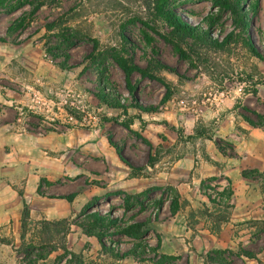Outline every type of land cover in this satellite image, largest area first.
<instances>
[{
  "label": "rangeland",
  "instance_id": "1",
  "mask_svg": "<svg viewBox=\"0 0 264 264\" xmlns=\"http://www.w3.org/2000/svg\"><path fill=\"white\" fill-rule=\"evenodd\" d=\"M216 1L0 0V36L9 41V45L0 43V125L9 120L8 112L13 115L15 135L31 136L41 143L39 169L56 181L50 185L43 180V192L53 197L78 193L81 208L74 219L52 222L31 220L30 216L25 221L24 211L30 212V208L24 202L19 240L7 231L0 237L5 241L0 240L2 244L13 247L18 264H29L28 260H32L30 264H118L122 260L118 255L139 241L157 245L159 234L151 225L184 219L194 237L189 247L196 258L190 264H204L208 254L225 250L251 251L264 264V173L245 170V180L239 181L223 174L213 176L203 181L192 200H183L171 186L163 189H172V193L123 192L124 183L118 178L123 170L108 164L111 153L116 154L109 137L143 171L158 161L172 164L201 150L202 157L210 159V147L220 151L218 143L224 156L234 158L238 155L231 138L220 133L227 116L238 131L235 143L249 142L243 129L247 126L257 129L253 147L258 150L263 145L264 59L253 54L250 42L264 56V0H223L222 5H215ZM37 2L43 6L31 15ZM240 8L250 17L247 31L240 26ZM21 17H26L25 24L9 36V27ZM177 18L201 30L195 34L186 31L177 26ZM53 23L58 25L49 32ZM67 38L73 45L68 47ZM14 39L24 43L14 45ZM94 41L99 43L96 53ZM64 52L71 55L68 62L62 57ZM116 54L154 77L134 72L130 85L139 101L155 111L134 107L125 73L113 59ZM65 63L74 68L64 70L61 65ZM102 92L119 99L122 108L100 102L96 95ZM143 113L149 123H144ZM245 117L260 126L252 127ZM150 154L156 159L153 165ZM223 180L228 188L218 191L220 201L212 200L210 185ZM175 194L179 210L173 216ZM141 195L139 202L134 199ZM127 196L133 197L129 204ZM87 207V214L113 215L121 226L145 222L146 236L139 240L107 236V249L95 237L101 253L111 254L108 258L75 252L68 241L72 226L87 236L86 231L93 228L92 219L83 214ZM62 221L67 224L53 227L51 233L45 231L44 223ZM29 245L43 246L46 259L28 258L25 249ZM84 245L82 251L92 250L90 242ZM154 255L147 251V257ZM184 258L172 264H189ZM133 260L127 264H140ZM236 261L259 264L256 259Z\"/></svg>",
  "mask_w": 264,
  "mask_h": 264
},
{
  "label": "crops",
  "instance_id": "2",
  "mask_svg": "<svg viewBox=\"0 0 264 264\" xmlns=\"http://www.w3.org/2000/svg\"><path fill=\"white\" fill-rule=\"evenodd\" d=\"M9 45V43H2ZM9 120L0 125V237L7 231L8 236L19 240L22 212L24 202L30 208L31 220L60 221L64 219H74L81 211L77 205L78 196L73 203L65 199H58L55 195L49 196L44 193L42 181L55 183V179L42 174L40 171V158L43 147L37 140L31 136H18L13 131L11 118L13 115L6 113ZM144 123H149L147 114H142ZM228 121H224L220 133L222 137L231 138L238 156L229 158L224 156L218 149L210 147V159L202 157L203 151L188 154L179 161L165 165L164 161H158L153 167L146 166L140 176L133 177V170L123 163L117 153H111L109 167L112 169H122L124 175H118L119 180L123 181L120 189L128 194H142L153 188L174 187L183 200H192L200 185L207 178L226 175L230 179L241 180L245 170L258 171L264 173V143L257 150L253 147V138L257 129H251L243 126L247 132L249 142L235 143L233 139L238 131L230 125V116ZM147 127H151L148 125ZM163 127L162 125L160 126ZM264 134V133H263ZM153 149L155 146L153 145ZM154 153V151H152ZM153 155V154H152ZM198 159V161H197ZM34 171V173H33ZM249 188V187H248ZM23 189V190H22ZM24 193V197L19 192ZM40 190V191H39ZM246 192V191H245ZM68 195V194H63ZM61 197V196H60ZM43 205V206H42ZM50 207V208H48ZM177 217V215H176ZM158 232L161 239V248L159 255L169 257H181L187 262H191L196 256L190 250L193 231L187 226V221L174 220L165 225H151ZM210 239L212 236L208 234ZM1 239V238H0ZM69 247L76 249L75 252H83L91 258H108L111 254L101 253L99 241L95 237H89L83 233L81 228L72 226L71 233L68 236ZM17 242V241H16ZM91 243V251L84 250V244ZM102 248V247H101ZM133 258L136 263L150 264L147 261L138 262L135 257L130 256L118 260V264H127L128 260ZM0 264H18L16 254L12 246L0 242ZM152 264V263H151Z\"/></svg>",
  "mask_w": 264,
  "mask_h": 264
},
{
  "label": "trees",
  "instance_id": "3",
  "mask_svg": "<svg viewBox=\"0 0 264 264\" xmlns=\"http://www.w3.org/2000/svg\"><path fill=\"white\" fill-rule=\"evenodd\" d=\"M222 4H224L223 0L216 1V3H215V5H222ZM32 6L33 7H32V10L30 13H31V15H35L40 10V8L43 6V2H37V4L34 3ZM239 19H240L241 28L243 30L247 31L251 26L249 14H247L245 11L242 10L240 12ZM26 20H27L26 17H21V18L15 20L12 23V25L9 27V33H10L9 36H14L15 32H17L23 26V24H25ZM176 22L178 24L177 25L178 27H180L186 31H189L191 33H194V34L198 33V31L201 30L200 26L194 27V26L190 25L189 23L183 21L180 18H177ZM57 25H58L57 23H53L52 25H50L48 27L47 30L50 32ZM203 34L207 35V32H204ZM64 41H65V39H64ZM0 42L8 43L9 41H8V39H5V38L0 36ZM12 43L14 45H21L24 42L22 40H19V39H14L12 41ZM66 43L68 44V47H69V46L73 45L74 42L71 38H67ZM94 46H95L94 47V53H96L97 50L99 49V43L97 41H94ZM250 47L252 49L253 54L256 57H258L261 60L264 59V56L258 50V48L254 45V43L250 42ZM62 57L65 59V62H68L71 59V55L69 52L62 53ZM113 59L116 62V64L118 65V67L125 73L127 84L130 87L129 90L133 96L134 107L139 109L140 111H143V112L155 111L156 109L154 107L145 106L144 104H142L139 101V99L135 96L134 89L130 85V80H131L134 72H139L143 77H145V78L150 77L151 79L155 80L154 77L149 76L144 70L140 69L138 66L130 64L124 57H122L119 54L114 55ZM61 66L64 70H71L74 68L72 66L67 65L66 63L61 65ZM163 66L168 71L180 76V74L178 73V71L176 69L170 67L169 65H165V64ZM96 96L100 102H102L106 105H109L112 108H115V109L122 108L120 100L117 98L111 97L110 94H108L106 92L98 93ZM167 99H168V95L165 96L163 101L165 102ZM245 121H247L252 127H259L260 126L259 124L252 121L250 118L245 117ZM127 128L130 129L129 127H127ZM137 136L141 137L138 134H137ZM108 141H109L110 145L116 149V153H117L118 157L120 158V160L133 170L134 176H140L143 172V169L137 167L134 163H132L129 159H127L126 156L117 147V145L114 144L111 137L108 138ZM218 147H219L220 151L223 154H225L221 143H218ZM233 156H235V154H233L232 157ZM149 161H150L151 165H153L154 162L156 161V159L150 154ZM167 190H168V193L173 192L172 189L155 188V189L148 190L147 194H151V193L156 192V191H161V192L165 193ZM77 196H78V193H72L68 196L58 197V199H65L68 202L73 203L74 200L77 198ZM143 196L144 195L137 196L134 199L139 202L140 198ZM126 198L127 199L125 202L127 204H129L133 197L127 196ZM89 209H90V207L85 208V210L83 211V214L86 215ZM178 210H179V196H178V194H175V197L173 198V200L171 202L172 215L174 216ZM86 217L88 219H92L93 228L97 229V231H95L93 228L91 230H87L86 231L87 234L89 236L97 237L98 240L101 242L103 248H105V249H107V244L105 242V238H107V236L118 237V236L126 235L129 237H135L139 240V239L143 238L144 236H146V233H147V231H145V228L147 227V223H145V222L124 224L123 226H121L119 218L113 217V215H108L106 217H103L99 212L89 213L86 215ZM29 218H30V212L26 208L24 211V220L26 221ZM61 224H67V221H62L59 223H47L46 222V223H44V225H45L44 228H45V231L47 233L48 232L51 233L53 231L52 229H54L53 227H57L58 225H61ZM262 224L264 225V223H262ZM104 228H107V231H98V230H101ZM24 236H23V238H24ZM157 241H158V243L155 247L152 244L150 245L148 243L139 241L136 243V245H134V247L132 249H127L122 255H118V257L120 259H125V258L130 257V256H135L136 258H138L141 261L151 262L152 264H172L173 261L175 262V261H178L181 259V257H169V256L159 255L158 251L161 248L160 237H158ZM2 242H5V241H2ZM7 244H11V242H8ZM64 250H66V252H67L66 246L64 247ZM148 250L153 251L155 253L154 257H152V258L147 257V251ZM25 252H26L27 256H30L28 258H31L35 255V256H37L38 259H41V260L46 259V253H44V247L43 246H41L40 248H35V246L29 245V247L27 249H25ZM244 258L256 259L259 264H262L261 261H259L257 259V255L255 253H253L251 251H245V250H240L237 253L232 251V250L212 252V253L207 255V257H206L207 260L205 261L204 264H239L236 260L238 259L241 261V263H243ZM31 261L32 260H28L29 264ZM243 264H245V263H243Z\"/></svg>",
  "mask_w": 264,
  "mask_h": 264
},
{
  "label": "built area",
  "instance_id": "4",
  "mask_svg": "<svg viewBox=\"0 0 264 264\" xmlns=\"http://www.w3.org/2000/svg\"><path fill=\"white\" fill-rule=\"evenodd\" d=\"M227 182L225 180L220 182H213L208 190L209 197L212 200L220 201L221 197H219L218 191L223 192L225 189H227Z\"/></svg>",
  "mask_w": 264,
  "mask_h": 264
}]
</instances>
